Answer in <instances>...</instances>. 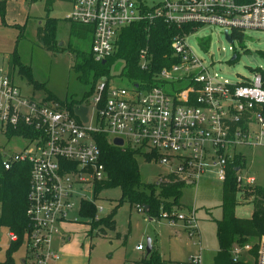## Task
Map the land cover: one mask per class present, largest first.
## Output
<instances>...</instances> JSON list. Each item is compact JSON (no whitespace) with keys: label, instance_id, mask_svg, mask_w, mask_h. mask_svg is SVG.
Wrapping results in <instances>:
<instances>
[{"label":"built area","instance_id":"built-area-1","mask_svg":"<svg viewBox=\"0 0 264 264\" xmlns=\"http://www.w3.org/2000/svg\"><path fill=\"white\" fill-rule=\"evenodd\" d=\"M69 2L72 10L67 20L91 27V54L96 63L107 65L117 56L122 32L133 25H153L162 20L175 34L169 53L160 62L150 47L138 52V70L149 79H132L126 69L117 77H101L94 87L92 108L82 103L27 98L12 72L0 65V135L8 141L22 139L26 143L21 153L9 156L1 152L3 167L6 171L21 163L31 167L26 211L30 225L21 264L60 261L55 243L58 238L65 241L63 228L73 222L70 216L75 207L79 205L80 211L83 200H77L78 189L106 180L96 139L99 135H105L113 146L116 139L122 140L119 148L136 151L144 160L150 158L148 163L168 168L169 173L160 176L157 187L168 183L170 176L188 186L209 173L225 184L229 164L236 157L244 158L240 147H264V118L260 113L264 77L257 74L253 79L230 83L214 72V64L199 58L189 42L211 27L221 28L226 40L231 38L229 44L239 40L237 36L245 30L264 31V0L251 4L235 0ZM210 44L209 38L201 42L203 48ZM124 79L131 83L130 89L117 85L116 81ZM81 106L88 109L87 124L74 113ZM242 169H237V189L255 186L256 178H243ZM137 209L145 213L144 206ZM159 219H170L169 212L161 209ZM176 219L199 246V254L185 264H204L196 213L181 214ZM8 236L11 244L19 240L14 233ZM256 246L255 256L254 244L235 245L231 250L233 262L245 258V263L264 264V237ZM143 250V245L137 247V251Z\"/></svg>","mask_w":264,"mask_h":264},{"label":"rangeland","instance_id":"rangeland-1","mask_svg":"<svg viewBox=\"0 0 264 264\" xmlns=\"http://www.w3.org/2000/svg\"><path fill=\"white\" fill-rule=\"evenodd\" d=\"M71 10V3L67 0H55L50 8L47 0H7V13L5 17L0 15V65L12 72L16 84L27 98L55 99L69 105L82 103L92 108L94 73L83 74L75 69L76 54H91L92 36L81 38L72 35L73 24L67 20ZM47 17L57 21V47L50 50L37 38V30L41 25L44 27ZM208 38L211 44L203 48L201 42ZM189 42L196 55L208 64H214V72L230 83L253 79L257 74L264 77V31L245 30L242 40L229 44L221 28L211 27L202 30ZM14 53L19 57L16 66L9 61ZM234 56L237 60L232 62ZM124 69V60L117 59L109 66L106 77L120 76ZM116 83L131 88L126 79ZM25 145L22 139L8 141L0 135V151L4 154L21 153ZM239 152L245 163L242 177L252 175L257 183L253 187L237 189L235 213L237 218L250 219L255 191L264 189V147L245 146L240 147ZM137 160L144 184L157 186L160 176L169 173L168 168L162 165L148 163L142 157ZM196 182L185 187L177 203L172 198H162L160 189H156L154 195L158 200L175 204L171 210L161 208L169 212L170 219H150L146 213H138L139 204L131 206L124 203L115 218L116 229L92 236L89 235L91 224L111 213L121 201L122 192L120 189L103 190L95 198L94 186L79 188L77 200L82 199L81 204H95L97 213L94 220H89L80 215L79 205L75 207L70 216L73 222L64 226L62 231L65 242L61 245L58 238L55 243L61 254L58 264H138L147 257L148 240L162 256L161 259L173 264L186 263L190 257L199 254V246L197 240H191L183 231V223L176 217L189 212H195L199 220L204 264H226L227 258L219 251L216 225L223 216L224 184L213 173ZM101 208L102 212L99 211ZM185 208L188 212L184 211ZM9 233L7 227H0V262L5 261L11 246ZM139 245H143L145 250L137 251ZM24 254L25 249L22 248L14 255L16 264H21ZM244 259L240 261L244 262Z\"/></svg>","mask_w":264,"mask_h":264},{"label":"trees","instance_id":"trees-1","mask_svg":"<svg viewBox=\"0 0 264 264\" xmlns=\"http://www.w3.org/2000/svg\"><path fill=\"white\" fill-rule=\"evenodd\" d=\"M66 1V0H60ZM69 1V0H67ZM239 4H251L255 0H235ZM55 0H47V7L50 8ZM7 13V0H0V15L5 17ZM44 27L41 25L37 30V38L41 45L50 50L57 47L56 30L57 21L47 17ZM147 28H149L147 30ZM23 30L24 28L19 27ZM22 32V31H21ZM72 35L84 38L91 35V27L73 24ZM174 29L169 28L162 20H157L153 25L148 23L133 25L125 29L120 37L119 51L114 59L108 61L107 65L96 63L92 54H76L75 69L83 74L94 73V87L101 77L108 76L109 66L117 59L124 60L125 69L128 76L132 79H149V75L140 73L138 70L137 54L140 49L150 47L155 54L156 60L160 62L169 53V46ZM242 40V36H237ZM237 60V59H236ZM12 66L19 64V57L14 53L9 59ZM233 62V61H232ZM55 100V99H53ZM72 106H69L71 109ZM264 118V107L261 109ZM19 134V133H18ZM14 134H11L13 136ZM97 143L102 152V163L105 166L106 180L96 183L94 186V197L97 198L101 191L120 189L122 199L111 213L100 220L92 223L89 235L106 233L116 229L115 218L119 208L124 203L131 206L137 204L148 206L145 212L150 219H158L161 208L171 210L175 204L170 205L155 197L156 189H160L162 198H172L175 203L182 197L186 187L185 182L178 180L175 176H170L169 182L162 187L147 185L142 182L138 158L142 155L133 150H125L113 146L105 135L96 137ZM145 161L150 162V158L145 157ZM244 158L236 157L229 164L227 169V182L223 185V216L220 221H216L217 239L220 254L227 258L226 264H251L245 262L234 263L231 250L235 245L244 246L254 244L253 255L256 256V243L264 237V189L259 188L255 191L253 199V215L250 219H240L236 217L237 203V169L244 168ZM30 170L28 163L14 165L9 171L3 167V156L0 151V227H7L9 232L18 236V242L10 246L5 261L0 264H16L14 255L20 251L24 244L25 233L29 229V219L26 211L28 208V195L30 192ZM187 211V208L184 209ZM97 210L95 204L83 202L81 204L80 215L89 220H94ZM139 264H172L161 259L158 251H154ZM255 264V263H252Z\"/></svg>","mask_w":264,"mask_h":264},{"label":"water","instance_id":"water-1","mask_svg":"<svg viewBox=\"0 0 264 264\" xmlns=\"http://www.w3.org/2000/svg\"><path fill=\"white\" fill-rule=\"evenodd\" d=\"M227 40H228L229 43H232V40L228 36H227ZM236 59H237V57L234 56L232 61L234 62V61H236ZM103 65H105V62H103ZM74 113H75V115L77 117L80 118V120L84 124L88 123V117H87L88 109L86 107H82V106L81 107H77V108H75ZM114 145L116 147H122L123 146V142H122V140L116 139L114 141ZM144 209H145V212H147L149 208H148V206H145ZM152 252H153V245H152L151 241L148 240V243H147V257L150 256L152 254Z\"/></svg>","mask_w":264,"mask_h":264},{"label":"crops","instance_id":"crops-1","mask_svg":"<svg viewBox=\"0 0 264 264\" xmlns=\"http://www.w3.org/2000/svg\"><path fill=\"white\" fill-rule=\"evenodd\" d=\"M252 215H253V214H252ZM64 242H65V241H64ZM60 243H61V245H63V242H61V240H60ZM56 249L59 250V247L56 246ZM153 249H154V248H153ZM144 250H145V248H144ZM144 250H143V251H144ZM59 251H60V250H59ZM154 251H156V250L154 249ZM160 257L162 258L161 255H160ZM146 258H147V257H146ZM146 258H145V259H146ZM162 260H164V259H162ZM164 261H166V260H164ZM140 262H141V261H140ZM140 262H139V263H140ZM166 262H167V261H166ZM139 263H138V264H139ZM170 263H172V262H170ZM172 264H173V263H172ZM178 264H179V263H178ZM182 264H185V263H182Z\"/></svg>","mask_w":264,"mask_h":264},{"label":"bare ground","instance_id":"bare-ground-1","mask_svg":"<svg viewBox=\"0 0 264 264\" xmlns=\"http://www.w3.org/2000/svg\"><path fill=\"white\" fill-rule=\"evenodd\" d=\"M231 39V38H230Z\"/></svg>","mask_w":264,"mask_h":264}]
</instances>
